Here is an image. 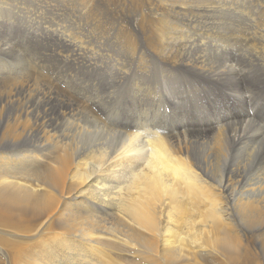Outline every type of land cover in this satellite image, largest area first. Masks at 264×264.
I'll use <instances>...</instances> for the list:
<instances>
[{"label": "bare ground", "instance_id": "bare-ground-1", "mask_svg": "<svg viewBox=\"0 0 264 264\" xmlns=\"http://www.w3.org/2000/svg\"><path fill=\"white\" fill-rule=\"evenodd\" d=\"M36 2L0 41V264H264V0Z\"/></svg>", "mask_w": 264, "mask_h": 264}, {"label": "rangeland", "instance_id": "rangeland-1", "mask_svg": "<svg viewBox=\"0 0 264 264\" xmlns=\"http://www.w3.org/2000/svg\"><path fill=\"white\" fill-rule=\"evenodd\" d=\"M36 1H38V0H36ZM35 0H26L25 2H24V6H25V8H22V9H24V11H21V13H17L16 12V15H14V18H13V20L15 21L16 20V24L14 23V25H8V26H5L4 28H6V30H8V29H10V28H12L13 30H14V32H9V33H11V34H9V37L7 38V32H6V30H5V32H3V33H1L0 32V41H1V44H2V42H5L6 44H7V42L9 41L10 43H12V42H17L18 41V43L19 44H21V43H26V39L24 40V35L23 34H21V33H18V31L17 30H23L24 28H26L27 27V24H25L24 22L21 24V23H19V20H26V21H29V24H30V26H35L36 24V21H34V20H36L37 19V17L40 15V13L42 12V10L41 9H38L37 7H36V2ZM250 1H254V0H250ZM32 4V5H31ZM128 3H126V5H127ZM100 5V6H99ZM99 5H97L99 8H114V6H112L110 3H107L106 4V2H104V1H101V3L99 4ZM27 7V8H26ZM32 8V9H31ZM115 8H116V6H115ZM36 12H35V11ZM132 10H136V9H132ZM34 11V12H33ZM41 11V12H40ZM25 12V13H24ZM31 12V13H30ZM38 12H40V13H38ZM37 13V14H36ZM36 14V15H35ZM23 17V18H22ZM35 17V18H34ZM20 18H22V19H20ZM42 18V20L40 19V20H38V21H40V22H44L45 20H48L47 18H45L44 16L43 17H41ZM12 20V21H13ZM31 21V22H30ZM13 26V27H12ZM2 34V35H1ZM14 34V35H13ZM16 34V35H15ZM19 50V52H20V54H21V58H24V59H28V57H27V54L25 53V52H21V50L22 49H18ZM2 57H4V56H2ZM26 59V60H27ZM3 90H2V88H0V93L2 92ZM1 95V94H0ZM227 104H230V103H226V105ZM230 107H231V109H232V111H234V112H236V110H233V108H232V105L230 104ZM4 115H6L7 116V119H9V120H12L13 119V113L11 112V110L10 109H7L6 111H4ZM235 117L236 116H234V119H235ZM259 174H260V172H257L256 174H255V179L257 178V177H259V178H257L258 180H260L261 178H260V176H259ZM262 181V180H261ZM263 185V184H262ZM259 239V240H258ZM256 241H259V242H257L258 244H260L261 242H262V238H258ZM242 247H244V246H242ZM257 259L255 260V264H262V261H261V258L259 257V256H257L256 257Z\"/></svg>", "mask_w": 264, "mask_h": 264}]
</instances>
